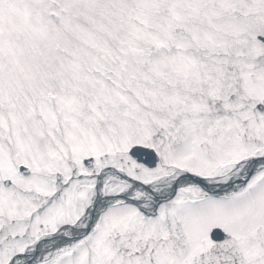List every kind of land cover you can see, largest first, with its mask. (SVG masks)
Masks as SVG:
<instances>
[{"label": "snow or ice", "instance_id": "1", "mask_svg": "<svg viewBox=\"0 0 264 264\" xmlns=\"http://www.w3.org/2000/svg\"><path fill=\"white\" fill-rule=\"evenodd\" d=\"M0 264H264V0H0Z\"/></svg>", "mask_w": 264, "mask_h": 264}]
</instances>
